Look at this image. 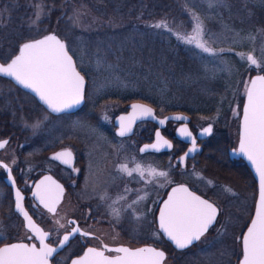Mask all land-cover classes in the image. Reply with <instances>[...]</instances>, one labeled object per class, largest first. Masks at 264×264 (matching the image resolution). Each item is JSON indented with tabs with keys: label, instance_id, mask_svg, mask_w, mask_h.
<instances>
[{
	"label": "rangeland",
	"instance_id": "374dc122",
	"mask_svg": "<svg viewBox=\"0 0 264 264\" xmlns=\"http://www.w3.org/2000/svg\"><path fill=\"white\" fill-rule=\"evenodd\" d=\"M26 1L25 7L18 12L16 0H7L6 3L0 0L1 60L3 62L10 60L22 43L54 32L65 40L78 69L86 76L87 100L77 113L66 116L52 115L11 80L10 82L9 79H0V135L9 136L3 135L1 131L12 130L10 135L24 136L20 148L15 145L19 140L13 138L3 152V157L11 166L20 165L19 158H22L21 164L27 166L26 172H32L36 166L53 167L43 156L45 151L49 153L61 146L71 147L85 161L84 203L93 211L97 209V198L115 205V198L109 194L113 183L111 173L108 171L109 164L117 162L115 166L118 168L121 164H127L129 169L140 164L145 169L151 166L157 171L166 172L167 177L155 178L149 177L146 173L143 180L134 172L130 189L131 207L125 203L118 216L114 210L116 206L106 205L104 208L105 218L117 231L120 240L133 239L135 242L159 240L160 233L155 223L157 206L154 201L157 194L178 180L183 179L191 183L196 181L198 169L191 167L190 161L191 168L188 167L181 172L178 163L173 161L170 154L140 158L137 148H130L128 152L125 151V147L117 148L124 140L113 136L116 130L113 121L118 113L127 109L123 99H128L127 97L136 93H144L149 98H154L162 109L175 103L188 105L195 111L192 118L194 128L210 124L213 126V133L210 134L213 136L212 139L222 136L226 134L233 105L244 95L243 86L247 84L252 71H264L257 70L254 66L249 67L248 62L241 59L240 55L251 53L264 60L262 54L264 30L244 32L233 27L228 22L231 16L225 13H230V7L223 1L197 0V7L194 9L183 8L180 5L181 1L178 0L180 6L170 9V13L162 14L161 21L157 22L167 24V28L160 29L171 31L175 37L177 34L189 35L195 24L194 13L203 21L204 40L214 49L216 55L205 53L194 44H190L196 48L195 58L198 61L192 65L187 64L180 70L168 69L165 64L168 58L164 46L161 56L143 43L142 36L128 37L127 40H130L131 44L127 42L126 44L129 46L148 48V54L151 56L150 71L155 70L154 73L157 74V83L154 81L144 88L143 92L140 87L128 83L125 76L128 69L124 68L119 59L111 57L115 55L114 45L120 43L119 37H123V33L117 32L122 26L116 16L114 18L109 15L103 16L106 11L97 14L86 3L77 6L74 0H67L59 7L57 17L53 18L51 7L47 8L39 0ZM18 16L21 21L17 24ZM43 22H46L44 26ZM107 32L113 33V36H109ZM155 66H158L157 70ZM172 82L176 85L173 90L170 86ZM211 82L213 89H216L206 91V85H210ZM134 101L137 100L131 102ZM142 130V126L136 128L134 131L136 137ZM36 143L41 146L33 147ZM147 180H151V183H147ZM215 184L219 189L230 188L233 191L224 183ZM3 194V188L0 186V202ZM229 194L224 205L227 215L221 216L217 232L211 237L203 238L195 250L188 252L186 257H190L191 264H236L237 258L241 257L238 238L248 222L253 200L249 193H246L244 198L240 195L235 197L232 192ZM140 196L146 198L139 203H133ZM150 201L151 204L146 205ZM118 203L117 198L116 205ZM68 209L72 210V207L67 201L58 214L66 213ZM72 211L76 212V209ZM182 257L181 253H175L173 258L169 256L168 262L173 264Z\"/></svg>",
	"mask_w": 264,
	"mask_h": 264
},
{
	"label": "snow or ice",
	"instance_id": "6c2138e0",
	"mask_svg": "<svg viewBox=\"0 0 264 264\" xmlns=\"http://www.w3.org/2000/svg\"><path fill=\"white\" fill-rule=\"evenodd\" d=\"M195 24L193 31L189 35L177 34V39L187 44H194L210 55H216L214 49L207 45L204 40L203 21L193 13ZM156 28H167L165 22L153 25ZM250 39H253L250 37ZM223 51V49H221ZM264 54V50H262ZM241 59L248 62L249 67L264 69V60L257 58L253 54H240ZM0 74L12 77L24 88L36 93L39 99L47 105L52 112L61 113L78 107L84 98V77L76 70V65L72 57L68 54L66 45L55 35L45 36L43 39L25 43L19 50V55L11 60L10 63L0 64ZM247 103L243 111L242 138L239 151L255 167L259 176V205L255 218L252 220L246 235L242 239L243 259L242 264H264V75H257L251 79L246 88ZM132 116L128 117V126L125 127V117H121L120 135L124 136L130 131L131 123L137 116H151L153 111L145 105H132ZM175 119L182 120L184 117L177 116ZM165 123L164 120L160 121ZM181 136L192 137V133L186 128H181ZM212 128L209 126L204 129V134H211ZM8 142H0V148H4ZM193 147L190 151H196V141L192 137ZM172 145L157 133V143L151 146L146 145L142 151H147L149 147L159 150L160 146ZM53 159L61 160L71 166L72 152L70 150L58 153ZM0 167L8 169V165L0 164ZM78 171V169H74ZM119 172L132 177L135 172L140 179H145V174L149 177H167V173L157 171L148 166L142 167L136 164L135 168L129 169L127 164H121L117 169ZM10 172L11 169H8ZM151 183V180H147ZM15 183V181H13ZM211 183V181H209ZM125 192L130 189L125 188ZM226 191L231 192L230 188ZM63 187L56 183L51 177L36 186L35 195L45 208L51 213L56 212V206L62 198ZM234 194V193H233ZM17 208L23 213L28 222V227L34 232L40 241V247L35 244L28 245L23 243L7 245L0 248V264H49L50 257L57 251L45 243L48 233L37 227L32 218L22 206L23 197L19 190L16 192ZM104 197H101L103 199ZM125 197L121 196L120 199ZM145 196H140L133 203H139ZM131 207V204L128 205ZM118 216L119 213L115 212ZM218 209L207 200L194 195L188 188L180 186L172 190V194L164 203L160 211L159 227L167 238L172 241L176 248L186 249L194 242L201 240V237L208 231L214 223ZM139 219V217H137ZM59 223V221H57ZM63 227V225H60ZM74 231L79 232V228ZM83 235H88L83 233ZM69 240L68 235L63 236V241ZM63 245H61L62 247ZM107 247V246H105ZM115 252V256H106L103 251L96 248H88L87 252L73 264H163L165 253L156 248L144 247L135 250L127 247H117L107 249Z\"/></svg>",
	"mask_w": 264,
	"mask_h": 264
},
{
	"label": "flooded vegetation",
	"instance_id": "af4514ba",
	"mask_svg": "<svg viewBox=\"0 0 264 264\" xmlns=\"http://www.w3.org/2000/svg\"><path fill=\"white\" fill-rule=\"evenodd\" d=\"M257 75H264V71L263 70H261L260 72L252 71V74L250 75L247 84L243 86L245 88L244 95L240 96V98L237 101H235L233 105L232 112L230 113V117H229L230 120L228 121L227 129H226V134L222 136L219 135L215 139H212L213 136H211L212 135L211 134L210 136H207L205 139L198 140L197 144L200 147V149L193 158L186 159L185 166H182L180 163V157L188 147V144L184 142L183 143L185 145L182 151L178 153H175L173 149L170 151H161V152L140 151L142 145L151 143L154 140V134L158 128V125L155 122L146 120L138 123L135 127L136 130V128L140 127V125L143 124L141 126L143 127V130H146L147 125L153 124L154 127L152 131L151 140H145L143 134H140L136 137L135 132L130 136H118L114 130L115 135L113 134V136L124 140V143L118 145L117 148L121 146L125 147V151L127 152L130 151V148L132 149L137 148L140 158L142 157L150 158L151 156L162 157L167 154H170V156L173 158V161L175 163H178L181 172L185 171L186 168L189 167L190 161L192 162L190 166L195 169H198L196 175L197 177L196 181L191 183L190 181L183 179L180 181L178 180L176 183L170 185L168 188H164L163 191L157 194L156 198L155 196H153L155 198L154 201L157 206L155 223L160 233L159 240L148 239L146 241L139 240L138 242H135L132 239L131 241L130 240L122 241L120 240L119 234L116 233L117 231L113 229L111 224H109L108 219L105 218L106 213L104 211V208H106L105 207L106 205L107 207L116 206L114 210L120 214L121 210L125 207V206L123 207V205L125 203L130 204V201L132 200L131 190L129 192L124 191L125 188L131 189L132 177H128L126 174L119 172L117 170L118 167L115 166L117 162L108 165V171H110L111 173L112 182H113L109 190L110 192L109 194H111L115 198L114 200L115 205L107 204L106 202H103L99 198H97L96 200L98 203L97 209H94L93 211L88 208L87 203H84L85 190L83 186L84 185L83 181L86 178L85 164H84L85 161L83 157L81 158L79 157V155H77L75 150H73L71 147L68 146H63V147L61 146L56 149L59 150L63 148H71L74 151L76 157L74 168L66 167L62 165L60 162L51 159L50 154L56 151L53 150L49 153H46V151L43 153V156L46 157V159L49 161V163L53 165V167L36 166L34 167V170H32V172H26L27 166L25 164H21L22 158L18 157L20 160V165L11 166L8 163V160L3 157V152L6 150L8 144L11 143V140L13 138L19 140L18 143L15 145L17 148H20L24 136H22L21 134L9 135V136L0 135V140L2 139L8 140V143L5 145V147L0 150V161L7 163L11 167V173L13 175V178L16 182L18 189L22 193L24 210L32 218L33 223L37 227L42 229L44 232L48 233V239L45 241V243L55 248H58L61 244L63 245L62 248L57 250L50 257L49 264H73L74 261L79 260L81 257L84 256L88 248H96L99 251H103L106 256H115L117 255V253L110 252L107 249L109 248L114 249L117 247H127L133 250L144 247L156 248L157 250L163 251L165 253V259L163 260V264H170L168 262L169 256L173 258V254L181 253L183 257L178 259L175 263L173 262V264H191L190 257L189 256L186 257L188 252L191 250H195L198 247L199 242L203 238L211 237L212 235H214L217 232V228L219 227L221 216L227 215L226 213L227 210L224 205L229 192L224 189H219L218 186L215 184L217 182H221L224 183L226 186H230L233 189V191H231L232 193H234L233 196L236 197L240 195L242 196V198H244L245 194L249 193V195H251V198L253 200L248 222L238 238L241 257L237 258L236 264H240V261L243 258L242 239L244 237L247 228L249 227L250 223L255 217L257 204L259 200V178L258 176L255 175V172L253 171L252 163L247 159L246 156L241 154L239 151L240 141L242 138L243 111L247 103L246 88L249 85L251 79L255 78V76ZM0 79L8 80L7 78L2 76H0ZM86 94L87 93L85 90V103L87 100ZM32 97L35 99V101H37V99L34 96ZM130 103L132 102L130 101L126 104L127 109L121 113H127L129 111ZM79 111L80 109L74 113H77ZM155 113L159 117L166 115V114L161 115V113H157L156 109H155ZM50 114L54 115L53 113ZM66 115H70V114H62L61 116H66ZM190 117L191 120L189 122V125L191 128L192 116L190 115ZM169 122H173V121H169ZM168 123L162 129V132L167 127ZM173 123L175 124V129H176V127L179 125V122H173ZM113 124L115 126L114 121ZM206 125H210V124H206ZM206 125H204L203 127H205ZM203 127H199L195 129L191 128V130L194 132V134H197L198 130ZM212 131H213V126H212ZM35 141L37 142L38 140ZM38 143L41 144L40 141H38ZM38 143L34 144L33 147L41 146ZM74 169H78V171ZM28 173L31 175H29ZM47 173L52 174L57 180H59L64 188L62 199L58 203L55 213L49 212L46 208H44L41 204H39V202L36 200L35 196L33 195V189L36 180L41 175ZM6 177H7L6 169L0 167V186L1 188H3L4 191V194L1 197V202H0V248L7 245L18 244V243H23L28 245L35 244L37 248H39L40 241L37 238L36 234L32 232L28 227V222L25 219L24 215L18 213L15 210V200L13 197V190L12 187L6 183L5 181ZM209 181H211V183H209ZM175 184L185 185L186 188H188V190L192 192L194 195L200 196L201 199L207 200L218 209V214L216 216L214 224L208 228V231L204 234V236L201 237V240L195 242L189 248L182 250L176 249L173 246V244H171V242H169L163 236L157 224V217L161 204L163 200L167 197L169 189ZM121 196L125 198L120 199ZM117 198L119 200L118 205H116ZM66 200L70 202L72 210L76 209V212L68 209L66 213L58 214L60 208L63 206L64 203L67 202ZM79 200L80 203L78 204ZM148 203L151 204V201L147 202L146 205H148ZM57 221H59V223H57ZM60 225H63V227H61ZM76 228H79L80 231L79 232L74 231ZM83 233H87L88 235H83ZM64 235L69 236V240L67 242L63 241Z\"/></svg>",
	"mask_w": 264,
	"mask_h": 264
},
{
	"label": "trees",
	"instance_id": "16d2710c",
	"mask_svg": "<svg viewBox=\"0 0 264 264\" xmlns=\"http://www.w3.org/2000/svg\"><path fill=\"white\" fill-rule=\"evenodd\" d=\"M1 1L3 3L7 2V0ZM39 1L40 3H43L47 8H52L51 14L54 18L57 17L58 10L61 4H65V1L67 0ZM177 1L178 0H74V4L78 6L81 5V3H86L89 7H91L90 9L93 12L95 11L97 14L106 11L103 16L109 15V17L113 18L114 16H116L122 26L120 27V31L117 32L123 33V37H119L120 43H116V45H114L115 55L111 57L119 59L118 61L124 66V68L128 69L127 73L125 74L126 80L129 81L128 83L140 87L143 91L144 88L150 86L154 81H156L157 83V74L154 73L155 70L152 72L150 71L151 56L148 54V48L145 47L141 49V47L135 48V45L129 46L128 44H131V42L130 40H127L128 37L136 36L139 38V36H142L143 43L145 45H149L155 50L156 54L159 53V55L161 56L164 46V48L166 49L165 54L168 55V57L166 55V58H168V60L165 63L168 69L172 68L175 70H180L187 64H194L197 60L195 58V47L191 46L190 44L181 43V41L167 29L153 27V25H155L158 21H161L162 14L169 12L172 8L180 5L183 6V8L193 7L195 9L197 7V0H180V5ZM220 1L225 2L230 7V13H225L226 15L229 14L231 16V20L227 21L230 22L233 27L240 28L244 32H252L258 29L264 30V0ZM26 2V0H16L15 3L18 8V12L21 11L23 6L25 7ZM175 12H173V14ZM19 17L20 16H18L17 24L21 21ZM45 24L46 22H43L42 25L44 26ZM49 29H51L50 26ZM106 34H108L109 36H113V33L111 32H107ZM126 42L128 44H126ZM127 49L131 50L128 51ZM157 67L158 66H155L156 70ZM170 86L172 90L174 86L176 87L174 82H172ZM209 87L211 89H209ZM213 88L214 87L212 82L210 83V85H206V91L216 89ZM185 93L187 94L186 91ZM114 96L116 95H113V97ZM127 98L128 99H123L124 104H127L128 101L133 100L144 101L153 105L157 113L161 112L162 114H167L170 112L182 111L188 113L192 116V118H194L193 115L195 114V111L188 105L175 103L174 105L162 109V107L159 106V103H157L154 98L151 99L148 97V95H144V93H136V95H131ZM153 127V124L147 125L146 130H142L141 134H143L145 140H151ZM8 128H10V125H8ZM191 128L195 129L193 126V119L191 122ZM11 131L12 130H2L1 132L3 135H10ZM174 131L175 124L173 122H169L167 127L163 130L164 134L173 141V150L175 151V153H178L182 151L185 144L175 137Z\"/></svg>",
	"mask_w": 264,
	"mask_h": 264
},
{
	"label": "water",
	"instance_id": "95a60500",
	"mask_svg": "<svg viewBox=\"0 0 264 264\" xmlns=\"http://www.w3.org/2000/svg\"><path fill=\"white\" fill-rule=\"evenodd\" d=\"M48 35H55L60 41H62V42L66 45L65 40H63L59 35H57V34L54 33V32H50V33L45 34V35H43V36H40V37H38V38H35V39H32V40H29V41H26V42L22 43V44L19 46L18 52H17V53H16V54H15V55H14L9 61L3 63V62L0 60V64H5V65H6L7 63H10L12 59H14L17 55H19V50H20V48H22V46H23L25 43H29V42H33V41H35V40L43 39L45 36H48ZM66 48H67V45H66ZM67 50H68V48H67ZM68 54L72 57L73 62H74L75 65H76V60H75L74 56L72 55V53H70L69 50H68ZM76 70L80 73L81 76L84 77V98H83V102H82L78 107H75V108H73V109H71V110H69V111L61 112V113H55V112H52L51 109H49V108L47 107V105H45V104L39 99V97L36 95V93L32 92L30 89L24 88L22 85H20L18 82H16L15 79H13L12 77H8V76H5V75H3V74H0V76L5 77V78L11 80V81H12L16 86H18L20 89H22L23 91H25V92L31 94L32 96H34V97L37 99V101L39 102V104H41V105H42L45 109H47L49 112L53 113L54 115H60V114H71V113H74V112H76L77 110H79V109L84 105V103H85V90H86V86H87V80H86L85 76L80 72V70L78 69L77 65H76ZM136 104H139V105H145V106L151 108L152 111H153V115H151V116H143V117H141V116L138 115L137 118L131 123L130 131L126 132V134H125L124 136H130V135H132V134L134 133V130H135L136 125H137L138 123L142 122V121L150 120V121L155 122V123L158 125V128H157V130L155 131V134H154V140H153L151 143H147V144L142 145V146H141V149H140L141 152H148V151L161 152V151H170V150H172V149H173V142L171 141V139H169L167 136H165V135L163 134L162 129L166 126V124H167L169 121L179 122V125H178V126L176 127V129H175V136H176V138L179 139L180 141H182V142L188 144V147H187L186 151H185V152L181 155V157H180V163H181L182 166H184V165H185V161H186V159H187V158H192V157H194L195 154H196V153L198 152V150L200 149V147H199L198 144H197L198 140H200V139H205L207 136L210 135V134H204V129H205V128H208L209 126L212 128L211 125H206L205 127L199 129L198 132H197V134H194V132L191 130L190 125H189V122H190V120H191V117H190V115H188V114H186V113H184V112H171V113H168V114H166V115H164V116L159 117V116L156 115V113H155V109H154V107H153L151 104H148V103L143 102V101H134V102H132V103L129 104V111H128L127 113H120V114H118V115L115 117V119H114L115 126H116L115 133H116L118 136H121V135H120V130H121V119H120V118H121V117H125V118H126V119L124 120V125H125V127H127V126H128V123H129V121H128L127 118H128V117H131L132 114H133V113H132V105H136ZM177 116H182V117H184V119H182V120L175 119V117H177ZM161 120H164L165 123L161 124V123H160ZM184 127H186V128L192 133V137L195 138V141H196V145H195V146H196V151H194V152L190 151V149H192V147H193V144H192V137H184V136H181V134H180V131H179V130H180L181 128H184ZM157 133H159L161 137H163L165 140H167V141L172 145V147L169 148V147H167V146H163V145H161L158 151L155 150V149H153V148H151V147H149L147 151H142V149H144L146 145L151 146V145H154V144L157 143ZM5 140L8 142L7 139H2V140H0V142H3V141H5ZM1 149H3V148H0V150H1ZM66 150H70V151L72 152L71 166H69L68 164L63 163L61 160L53 159V157H54L55 155H57L58 153H61V152H63V151H66ZM50 158L53 159V160H55V161L60 162L62 165L66 166V167H69V168H74V167H75L76 157H75V153H74V151H73L71 148H63V149L56 150V151H54V152H52V153L50 154ZM0 164H6V165H8L7 163H5V162H3V161H0ZM5 169H6V168H5ZM8 169H11V167H10L9 165H8ZM8 169H6L7 177H6V180H5V181H6V183H7L9 186L12 187V190H13V197H14V200H15V210H16L18 213L23 214V213H21V212L19 211V209H18L17 206H16V205H17L16 192H17V190H19V189H18V187H17V185H16V182L13 183V181H15V180H14V178H13V175H12L11 171L9 172ZM253 171L255 172V175L258 176V174H257V172H256L254 166H253ZM46 177H51L52 180H54L56 183H58L59 185H61V186L63 187V185L61 184V182H60L59 180H57L52 174L47 173V174H43V175H41V176L36 180V182H35L34 189H33V195L35 196V198H36V200L39 202V204H41L43 207H44V205L40 202V200H39L38 197L35 195V193H36V186L40 185V182H41L42 180H45ZM258 178H259V176H258ZM180 186L186 187V186L183 185V184H175V185H173V186L169 189V191H168V195H167V197L163 200V202H162V204H161V207H160V210H159V213H158V217H157V224H158V226H159V216H160V211L163 209L164 203L168 200L169 196L172 194V190H173L174 188H176V187H180ZM63 191H64V188H63ZM19 192L21 193L20 190H19ZM21 196H22V193H21ZM62 196H63V194H62ZM61 199H62V198H61ZM61 199H60V201H61ZM60 201H59V202H60ZM258 205H259V200H258L257 207H258ZM22 206H23V208H24L23 200H22ZM56 207H57V206H56ZM44 208H45V207H44ZM46 209H47V208H46ZM24 211H25V210H24ZM254 218H255V217H254ZM214 222H215V221H214ZM213 224H214V223H213ZM213 224H212V225H213ZM212 225H211V226H212ZM250 225H251V223H250ZM250 225H249V227H250ZM159 229H160V227H159ZM247 229H248V228H247ZM160 231H161V233L163 234V236H164L169 242H171V244H173V246L176 248L175 244L167 238V236L162 232L161 229H160ZM246 233H247V230H246L244 236L246 235ZM194 243H195V242H194ZM194 243H193V244H194ZM61 245H62V244H61ZM61 245H60L58 248H56V249L59 250L60 248H62ZM191 246H192V245H191ZM176 249H178V248H176ZM178 250H182V249H178ZM242 259H243V258H242ZM242 259H241V261H240V264H242Z\"/></svg>",
	"mask_w": 264,
	"mask_h": 264
}]
</instances>
